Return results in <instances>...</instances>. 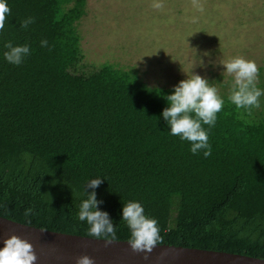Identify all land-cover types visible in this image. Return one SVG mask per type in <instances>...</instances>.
I'll return each mask as SVG.
<instances>
[{"label": "trees", "instance_id": "trees-1", "mask_svg": "<svg viewBox=\"0 0 264 264\" xmlns=\"http://www.w3.org/2000/svg\"><path fill=\"white\" fill-rule=\"evenodd\" d=\"M6 3L0 216L91 237L76 214L84 191H92L86 182L100 177L97 207L112 220L115 240L128 241L121 207L136 200L157 221L158 244L264 259L262 104L245 111L225 102L208 130L211 155H193L160 116L171 88L150 87L110 65L85 71L78 23L88 0ZM28 17L34 22L21 28ZM5 41L29 46L20 65L3 59Z\"/></svg>", "mask_w": 264, "mask_h": 264}, {"label": "rangeland", "instance_id": "rangeland-1", "mask_svg": "<svg viewBox=\"0 0 264 264\" xmlns=\"http://www.w3.org/2000/svg\"><path fill=\"white\" fill-rule=\"evenodd\" d=\"M78 30L85 71L110 65L171 89L192 71L225 102L231 77L219 63L242 56L264 66V0H88Z\"/></svg>", "mask_w": 264, "mask_h": 264}, {"label": "clouds", "instance_id": "clouds-1", "mask_svg": "<svg viewBox=\"0 0 264 264\" xmlns=\"http://www.w3.org/2000/svg\"><path fill=\"white\" fill-rule=\"evenodd\" d=\"M9 12L6 0H0V29L4 28L5 17ZM33 22V18L28 17L20 26L27 28ZM40 46L47 47L48 41L42 39ZM3 48L6 49L2 53L3 59L12 65H20L30 54L27 44L14 45L11 41H5ZM219 64L223 66L222 73L231 77L227 100L237 110L250 111L259 108V98L264 96V88L257 86L259 70L255 61L235 56ZM164 99L167 106L162 109L160 116L166 122L169 134L178 136L181 141L190 142L189 151L193 155L202 152L203 157H209L211 146L208 142V130L215 125L216 114L225 102L218 94L216 86L191 71L185 79L173 85L172 91L165 95ZM202 125H207L208 128L205 129ZM101 182L100 177L86 182L92 191H84L83 195L86 198L81 199L76 218L89 226V236L103 238L107 243L116 239V229L108 213L97 207L103 203L102 200L96 199L95 193V188ZM120 220L124 221L129 230L127 242L134 252H151L153 246L160 242L157 221L145 214L139 201L129 200L122 203ZM35 260L32 245L16 235L6 238L0 247V264H33ZM75 264H93V260L87 255H81L76 257Z\"/></svg>", "mask_w": 264, "mask_h": 264}, {"label": "water", "instance_id": "water-1", "mask_svg": "<svg viewBox=\"0 0 264 264\" xmlns=\"http://www.w3.org/2000/svg\"><path fill=\"white\" fill-rule=\"evenodd\" d=\"M12 235L32 245L33 264H75L81 255L92 258L93 264H264L259 257L167 244L134 252L127 241L106 243L103 238L46 230L0 216V247Z\"/></svg>", "mask_w": 264, "mask_h": 264}]
</instances>
